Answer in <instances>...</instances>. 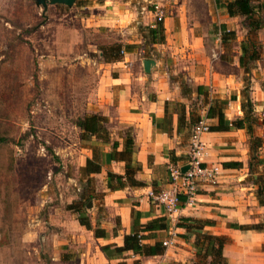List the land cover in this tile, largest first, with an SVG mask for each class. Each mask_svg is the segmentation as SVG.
Returning <instances> with one entry per match:
<instances>
[{"label": "rangeland", "instance_id": "rangeland-1", "mask_svg": "<svg viewBox=\"0 0 264 264\" xmlns=\"http://www.w3.org/2000/svg\"><path fill=\"white\" fill-rule=\"evenodd\" d=\"M112 9L132 10L133 21L125 23L120 14L110 12ZM216 9L212 0H74L69 7L46 4L45 9L37 0H0V264H98L93 257L98 243L92 232L76 220L81 211L88 216L92 229L103 230L106 238L102 244L121 245L122 239L116 238L121 235L119 223L110 200L104 198L108 192L104 172L122 175V164L109 160L108 145L92 138L81 140L74 125L77 118L94 112L97 71L92 62H102L97 58L101 48L129 39L133 42L130 51L134 59L161 60L170 80L176 81L173 84L181 87L180 92H185V99L171 102L169 110L174 111L172 104H179L192 112L193 122L202 120L201 111L206 104L201 96L191 92V82L182 69L183 63L190 60L185 56L174 61L172 50L165 49V45H143L140 31L147 24L166 21L169 35L178 34L181 54L191 51L183 46L182 38L196 35L203 42L205 56L209 53L210 61L217 63V71L236 74L240 69L239 43L251 39L260 46L261 59L264 29L247 34L241 18L228 17ZM223 15L230 18H226L225 29L232 34L224 44L218 29ZM210 49L215 50L210 52ZM252 64H246L248 75L241 73L238 91L228 89L223 100L231 102L237 93L240 97L247 96L252 85L248 80ZM208 96L214 95L208 93ZM253 113L256 118H264L261 112ZM253 134L261 138L258 156L263 161L261 164L252 161L253 172H247L241 185L250 188L245 191V197L251 193L249 199L254 205L247 203L227 218L225 215L187 218L213 221V226L202 228V232L226 238L223 257L224 252L233 250L246 254L251 245L258 244L257 252L252 254L260 256L257 260L264 264L261 254L264 253V191L259 205L254 184L257 178L264 184V129L258 126ZM111 139L117 140L116 135ZM247 140L244 134L237 152L246 155L248 163ZM91 144L103 171L85 176L80 169L91 157ZM184 157L186 160L187 153ZM167 175L170 180L168 169ZM251 207L253 214L248 213ZM187 210L194 209L191 206ZM180 218L184 217L177 214L168 218L166 233L154 237L153 241L163 248L162 254L139 257L124 253L118 261L106 264H196L191 247L194 237L189 235L185 240L183 229L176 227ZM235 223L241 230L227 229ZM254 226H260L263 235L251 239L246 234L254 232L250 229ZM143 244L152 241L147 239Z\"/></svg>", "mask_w": 264, "mask_h": 264}, {"label": "crops", "instance_id": "crops-1", "mask_svg": "<svg viewBox=\"0 0 264 264\" xmlns=\"http://www.w3.org/2000/svg\"><path fill=\"white\" fill-rule=\"evenodd\" d=\"M212 2L217 11H224L223 2L225 0H212ZM110 3L113 6L116 4L115 2ZM110 12L118 16L120 14L126 21L125 23L132 22L134 19L132 10L119 11L118 9H112ZM226 18L230 19L223 15L219 20V25H226ZM87 20L90 19L87 18ZM154 24H147V26L153 27ZM168 25L169 23L166 21L162 23L165 44L163 40V43L155 44V46L165 45V49H171L173 52L171 57L174 61L177 60V57L183 59L185 56L187 57L186 59L190 60V62L183 63L182 69L186 73L185 76L188 82H191V92L196 96H201L206 104L205 110L201 111V117L208 123L209 127L214 125V121L206 119L205 113L210 103L215 100L225 103L222 114L228 125L234 120V117L237 119V117L242 116L240 104L246 97L252 103L253 111L261 112L264 115V55L261 59L258 57L257 60L251 61L253 64L249 68L251 74L248 80L252 85L249 87L250 90L247 92V96L245 97V95L241 94L240 97L237 93L235 99L227 102L223 100L224 93L228 89H237L238 91V87L241 84L240 75L241 73L245 76L248 75L247 71H243V68H240L236 74L217 71L215 69L217 63L214 60L210 61L209 53L205 56L203 42L199 41V37L196 35L188 34L185 38H182L183 46H187L191 51L185 55L181 54L180 41L177 42L176 40L178 34L169 35ZM129 29L132 28L129 27ZM173 38L175 39L173 40ZM117 42L122 45L130 44L129 46L133 43L129 39ZM213 47L215 48L216 46L214 45ZM213 50L215 49H210V52H213ZM192 56L193 59H190ZM97 58L101 59L102 62H92L95 64L97 74L94 82V112L91 114H98L105 119V128L109 133V137L110 135L111 137L116 135L117 140H113L110 137L111 141L118 143L116 151L121 150L122 140L125 133L128 132L134 146L131 163L132 165L137 163L140 167L139 171H136L133 175V178L140 182L141 186H125L117 190L106 188L108 192L104 195L105 199L110 200L112 211L119 223L118 232L121 235H117L116 238L122 239L123 235L129 233L132 212L138 214L139 224H145L155 218H163L166 225L167 219L175 216L165 214L160 206L149 199L148 192H157L167 187L169 181L167 169L169 166H183L185 162L184 156L188 151L189 131L193 124L188 125L186 121L189 115L192 117V112L188 111L187 108L185 110L183 107L185 122H183V126L180 129L176 130L177 115L172 110H169L168 105L167 110L172 113L171 124L169 126L161 124L164 116V103L179 102L185 99L186 96L185 92H180L182 91L180 86L173 84L176 81H171L167 71L163 70L161 60L151 58L134 59L131 51L125 52L124 57L115 62H104L101 53H98ZM143 60H151L153 62L147 73L143 72L142 69ZM197 86L202 87L200 95L195 92ZM208 93L214 96L210 97ZM262 119L258 118V124H260L259 127L264 129V124H261ZM163 127L166 129L169 127V131L162 130ZM115 129L118 130L113 133ZM244 134L243 130L230 128L222 132L209 131L201 136V140L205 144L203 162L207 165H219L221 171L215 185H200L197 187L194 198L195 203L192 206L194 210L188 211V208H186L178 212V215L184 218L199 217L201 219L225 215V218H227L232 213L239 212V210L245 208L244 205L247 203L254 205L255 202L249 199L251 193L245 197V191L250 188L241 185V180L247 176L248 172L247 156H240L237 152V148L240 146V139ZM106 145L109 147L108 153L106 152L109 158L110 144ZM227 162H236L240 166L234 169L223 168L222 164ZM118 163H121L123 167L122 162L118 161ZM100 170L103 171L102 168ZM104 173L106 174V172ZM248 213H255L254 207H251ZM209 222H211V225L207 227L213 226V221ZM228 226L227 229L234 230L228 228ZM253 231L246 234L251 239H256L263 235L261 231ZM163 233H166L165 230L146 233V235L147 239L151 240L153 244L154 237ZM92 238L98 243L95 251H93V257H95L98 264L112 263V261L116 262L119 260H106L99 251L100 246L106 245L102 244L104 239L94 238L93 235ZM257 246L258 244H255V246L251 245V249L246 254H243L241 250L224 252V258L227 264H259L260 256L252 254L255 251L257 252ZM261 254L264 255L263 252Z\"/></svg>", "mask_w": 264, "mask_h": 264}, {"label": "trees", "instance_id": "trees-1", "mask_svg": "<svg viewBox=\"0 0 264 264\" xmlns=\"http://www.w3.org/2000/svg\"><path fill=\"white\" fill-rule=\"evenodd\" d=\"M223 8L228 17H238L242 19V25L247 34L254 33L258 30L264 29V0H229L223 2ZM220 31V41L225 43L232 36L231 32H227L225 25L220 24L218 26ZM230 33V35H229ZM140 36L143 45L152 46L155 44L163 43V28L160 21L155 22L153 27H143L140 31ZM251 39H246L239 43L240 54L237 58V63L243 71H246L247 62L255 61L258 59V50L260 46L254 44ZM132 46L122 45L119 43L111 44L108 48H101L100 53L104 62L110 63L118 61L121 58L123 52H129ZM197 95L202 93V87L197 86L195 88ZM246 97V96H245ZM225 103L223 101L211 102L208 106L205 118L214 121V125L209 127L211 132H222L228 129L243 130L247 136V144L249 151V160L247 168L249 174H252L253 168L256 164H261L262 159L258 156V150L261 146V138L253 134L254 128L260 126L258 124V118L253 114L252 103L246 97L240 104V110L242 112L241 118L234 119L230 124H226L222 109ZM168 103H164L163 109V120L161 124L169 126L171 124V114L167 110ZM177 115V126L176 130L183 126L184 110L183 106L179 104H172ZM105 119L98 114H90L77 118L74 122L75 127L80 132V139L87 141L94 139L99 143L110 144L109 158L112 161H119L123 163V174L116 175L111 172H106L107 189L117 190L125 186L138 187L141 183L133 178L136 171H139L140 167L136 163L132 165L131 155L134 152V146L132 139L128 132L122 140L121 150L116 151L118 143L111 141L109 133L105 128ZM186 123L191 125L193 122L192 117L189 115ZM261 124H264V118L261 120ZM169 131V127L162 128V130ZM92 145V144H91ZM91 157L86 159L84 166L80 169L81 173L85 176L91 174H97L100 172V158L97 154L94 146H90ZM252 161H255L253 164ZM240 164L236 162L223 163V168H239ZM112 181L114 182L112 184ZM255 196L259 205H262L260 196L264 191V184L262 180L257 178ZM131 224L128 234L122 236L121 245L115 246L114 244H106L99 247V251L106 260L119 259L124 253H131L134 256L139 257H152L160 255L163 252V248L159 243L154 242L151 245L143 244V241L147 239L146 233L163 231L166 228L163 218L152 219L145 224H139L138 214L131 213ZM77 223L84 227L85 230L91 231L94 238H106L103 230L94 228L92 229L88 216L84 212H78ZM195 223L196 227L192 226ZM211 222L208 220H192L190 218H180L177 228H181L184 231L185 240L192 235L194 240L191 242V247L194 250V256L197 258L196 264H226L225 258L222 256V248L226 242V238L223 236H213L206 232H202V228L210 226ZM228 228L234 230H241V226L237 224H230ZM252 230L261 231L260 226H254L250 228ZM115 236V235H114ZM184 236H181L183 239Z\"/></svg>", "mask_w": 264, "mask_h": 264}, {"label": "built area", "instance_id": "built-area-1", "mask_svg": "<svg viewBox=\"0 0 264 264\" xmlns=\"http://www.w3.org/2000/svg\"><path fill=\"white\" fill-rule=\"evenodd\" d=\"M208 132L209 126L203 119L194 122L189 131L187 159L183 164L187 165L188 169L180 173L181 166H169L170 180L167 187L156 193L148 192L149 199L169 216L177 215L181 210L194 205L198 186H213L217 183L220 166L203 162L205 148L201 136ZM162 245H166V242H162Z\"/></svg>", "mask_w": 264, "mask_h": 264}, {"label": "water", "instance_id": "water-1", "mask_svg": "<svg viewBox=\"0 0 264 264\" xmlns=\"http://www.w3.org/2000/svg\"><path fill=\"white\" fill-rule=\"evenodd\" d=\"M74 0H37V3L42 6L43 9H45L46 4H59V5H64L66 7H69L72 5ZM153 62L151 60H143L142 61V69L143 72L147 73L149 71L150 65H152ZM188 169L187 165L182 166L179 171L180 173H184Z\"/></svg>", "mask_w": 264, "mask_h": 264}]
</instances>
